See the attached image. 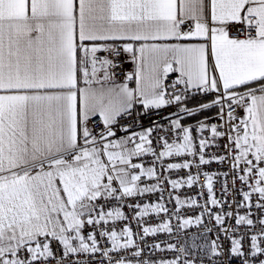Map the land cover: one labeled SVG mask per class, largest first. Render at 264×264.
<instances>
[{"label": "snow or ice", "instance_id": "obj_1", "mask_svg": "<svg viewBox=\"0 0 264 264\" xmlns=\"http://www.w3.org/2000/svg\"><path fill=\"white\" fill-rule=\"evenodd\" d=\"M234 262L264 264V0H0V264Z\"/></svg>", "mask_w": 264, "mask_h": 264}, {"label": "built area", "instance_id": "obj_2", "mask_svg": "<svg viewBox=\"0 0 264 264\" xmlns=\"http://www.w3.org/2000/svg\"><path fill=\"white\" fill-rule=\"evenodd\" d=\"M120 63H121L122 69L124 71H131L132 70L131 61L130 60L124 59L122 57ZM168 111H172V109H168ZM162 115H164L163 112L160 113L159 115L156 114V113H152L149 116L141 117V120H142V123L144 124V126L147 127V126H150L154 122H161L160 121V116H162ZM216 167H217L216 165H212L211 166L212 169H215ZM173 178H176V177L174 176ZM200 183H204V178L203 177L200 178ZM219 187H220V185L216 184L217 191H219ZM196 191H197L196 189H192V190L181 189L182 193L187 192L188 195H192V196L196 195ZM153 199H155V197H153ZM188 214L189 215H193L194 213L193 212H189ZM153 223H155V218H153ZM192 231H195V229H193ZM165 239H168L165 234H160L158 237H156L157 242L165 240ZM172 242H174V241H172ZM169 255H171V254H169ZM234 264H235V262H234Z\"/></svg>", "mask_w": 264, "mask_h": 264}, {"label": "crops", "instance_id": "obj_3", "mask_svg": "<svg viewBox=\"0 0 264 264\" xmlns=\"http://www.w3.org/2000/svg\"><path fill=\"white\" fill-rule=\"evenodd\" d=\"M131 67H132V69H133V67H134V65L131 63Z\"/></svg>", "mask_w": 264, "mask_h": 264}]
</instances>
